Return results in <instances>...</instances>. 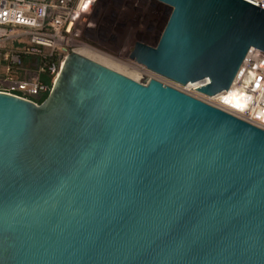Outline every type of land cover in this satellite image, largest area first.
I'll use <instances>...</instances> for the list:
<instances>
[{
  "label": "water",
  "instance_id": "obj_1",
  "mask_svg": "<svg viewBox=\"0 0 264 264\" xmlns=\"http://www.w3.org/2000/svg\"><path fill=\"white\" fill-rule=\"evenodd\" d=\"M129 58L228 91L264 5L154 0ZM0 264H264V130L85 49L40 103L0 92Z\"/></svg>",
  "mask_w": 264,
  "mask_h": 264
},
{
  "label": "built area",
  "instance_id": "obj_2",
  "mask_svg": "<svg viewBox=\"0 0 264 264\" xmlns=\"http://www.w3.org/2000/svg\"><path fill=\"white\" fill-rule=\"evenodd\" d=\"M70 1L0 0V49L5 48L8 42L16 41L19 45L10 50L11 59L5 65L6 76L0 77V92L36 103L47 97L51 86L42 83L40 75L45 74L52 85L66 57L61 59L54 53L58 45L66 44L60 31L68 22L65 33H69L77 13L84 11L79 6L82 0H78L74 8L68 7ZM253 1L264 5V0ZM58 10L63 14L50 16ZM253 53L247 54L232 85L231 92L243 93L236 104L238 107L236 111L225 110L264 130V53ZM23 58L33 64L29 62L17 80L13 73L22 67Z\"/></svg>",
  "mask_w": 264,
  "mask_h": 264
},
{
  "label": "rangeland",
  "instance_id": "obj_3",
  "mask_svg": "<svg viewBox=\"0 0 264 264\" xmlns=\"http://www.w3.org/2000/svg\"><path fill=\"white\" fill-rule=\"evenodd\" d=\"M77 2L78 0H71L68 7L74 8ZM89 2L88 8L85 7L84 11L78 12L76 19L72 21L71 31L65 33L68 22L63 25L60 31L65 37L66 44L58 45L54 53L59 55L61 59L71 53L73 49H85L148 79L155 78L165 85L225 110V104L209 101L200 95L198 96L192 90L186 91L183 86L156 76L129 58L136 42L153 45L157 40L167 17V10L163 5L154 0H89ZM54 12L50 16L63 14L62 10ZM17 47L19 45L13 41L8 42L5 48L0 49L1 78L6 76L5 65L11 59L9 56L11 48ZM6 57L7 61L5 60ZM21 62L22 67L14 70L13 73L17 80L22 77L26 69L25 66L29 62L33 64L32 61H26L25 58ZM34 72L33 69L32 73Z\"/></svg>",
  "mask_w": 264,
  "mask_h": 264
},
{
  "label": "bare ground",
  "instance_id": "obj_4",
  "mask_svg": "<svg viewBox=\"0 0 264 264\" xmlns=\"http://www.w3.org/2000/svg\"><path fill=\"white\" fill-rule=\"evenodd\" d=\"M88 1V2H87ZM90 2H89V0H84V1H81V3H80V8L82 7V9L84 10V8L85 7H87L88 8V4H89ZM139 43H141V42H139ZM252 53L253 52H257L258 50L257 49H251L250 50ZM249 51V52H250ZM258 52H260V51H258ZM262 53V52H261ZM239 71H240V69H239ZM154 74V73H153ZM156 75V74H155ZM239 75V74H238ZM156 76H158V75H156ZM237 76V75H236ZM158 77H160V76H158ZM153 79H155V78H153ZM165 79V78H164ZM157 80V79H156ZM235 80V79H234ZM234 80H233V82H234ZM170 81V80H169ZM173 82V81H172ZM233 82H232V84H231V86H230V90H228V91H225V92H221V93H218V94H216V95H214V96H207V95H205V94H203V93H200L199 91H197L196 89L197 88H200V87H202V86H205V85H207V84H209V81H208V79H203V80H200V81H196V82H188V83H186V84H184V85H181V84H178V83H175V84H178V85H180V86H183L184 87V89H186V91H188V90H192L193 92H195V93H197L198 94V96L200 95L201 97H203V98H206V99H208L209 101L210 100H212V101H217L218 103H223V104H225V109L227 108V109H232V110H234V111H236V108L238 107L236 104L239 102V97L240 96H242L243 95V93H241V92H238L237 94H234L233 92H231V90L233 89ZM164 84V83H163ZM171 87V86H170ZM174 88V87H173ZM184 93V92H183ZM187 93H189V92H187ZM196 98V97H195ZM224 110V109H223ZM225 111V110H224Z\"/></svg>",
  "mask_w": 264,
  "mask_h": 264
},
{
  "label": "trees",
  "instance_id": "obj_5",
  "mask_svg": "<svg viewBox=\"0 0 264 264\" xmlns=\"http://www.w3.org/2000/svg\"><path fill=\"white\" fill-rule=\"evenodd\" d=\"M40 81L48 86H51V82L50 79L45 75V74H41L40 75ZM46 97H44L43 99H41L40 102H42Z\"/></svg>",
  "mask_w": 264,
  "mask_h": 264
}]
</instances>
